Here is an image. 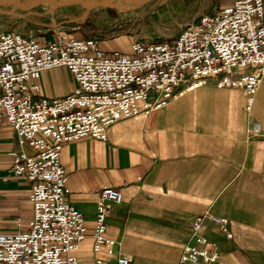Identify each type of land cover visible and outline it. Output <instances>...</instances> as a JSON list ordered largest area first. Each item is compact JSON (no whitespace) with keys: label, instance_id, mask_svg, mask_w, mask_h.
<instances>
[{"label":"built area","instance_id":"obj_1","mask_svg":"<svg viewBox=\"0 0 264 264\" xmlns=\"http://www.w3.org/2000/svg\"><path fill=\"white\" fill-rule=\"evenodd\" d=\"M66 66L78 86L63 96L39 94L37 79L48 68ZM264 79V0H233L200 13L167 40L133 38L129 51L105 50L99 40L58 33L51 41L34 32L0 29V126L10 125L20 147L13 149L7 176L31 183L32 212L18 216L17 231L0 229V264H77L74 252L89 234L73 204L62 161L66 143L84 136L101 141L118 120L149 113L208 80L218 87L244 88L250 109ZM120 188L99 190L93 250L130 264L120 240L107 230ZM206 222L229 237V218L197 216L177 264H216L219 245L204 233ZM97 258V264H102Z\"/></svg>","mask_w":264,"mask_h":264},{"label":"crops","instance_id":"obj_2","mask_svg":"<svg viewBox=\"0 0 264 264\" xmlns=\"http://www.w3.org/2000/svg\"><path fill=\"white\" fill-rule=\"evenodd\" d=\"M231 2L214 0L208 12ZM59 9L48 12L49 22L29 18L33 28L27 30L47 41L64 33L95 38L105 50L129 51L133 35H87L59 16ZM36 81L39 94L51 97L78 86L63 65L45 69ZM247 104L244 88L218 87L208 80L149 113L116 121L106 141L84 136L66 143L62 161L68 197L81 208L89 232L74 252L77 264H97L98 257L102 264H119L93 250L91 232L104 186L123 193L122 201L111 205L107 230L132 257L130 264H177L195 218L206 212L228 217L232 232L229 237L220 225L206 222L204 233L221 251L216 264H264V79L250 109ZM19 147L15 130L1 125L0 176L10 172V152ZM30 190L23 177L0 180L1 230L17 231L18 216L28 220Z\"/></svg>","mask_w":264,"mask_h":264},{"label":"rangeland","instance_id":"obj_3","mask_svg":"<svg viewBox=\"0 0 264 264\" xmlns=\"http://www.w3.org/2000/svg\"><path fill=\"white\" fill-rule=\"evenodd\" d=\"M213 1L114 0L110 6L72 4L59 7L62 8L59 9L62 10L59 16H66L71 26H76V29H82L87 35L97 38L133 35L134 38L147 40H167L174 37L181 27L194 17L208 12ZM52 8V5L46 2L30 11H24L12 3L4 2L0 6V29L29 32L28 27L33 28L29 18L47 21L45 18Z\"/></svg>","mask_w":264,"mask_h":264},{"label":"water","instance_id":"obj_4","mask_svg":"<svg viewBox=\"0 0 264 264\" xmlns=\"http://www.w3.org/2000/svg\"><path fill=\"white\" fill-rule=\"evenodd\" d=\"M114 0H32L29 4H24L20 0H0V6L4 2L12 3L17 8L24 10V11H30L34 7L49 2L52 5V11L55 10V8L68 6L72 4H81L85 5L87 3L97 4V5H104V6H110L113 4Z\"/></svg>","mask_w":264,"mask_h":264}]
</instances>
